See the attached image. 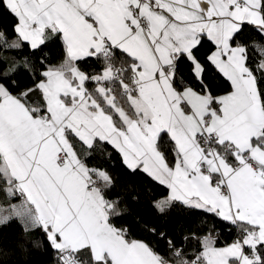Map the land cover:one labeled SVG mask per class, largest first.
Masks as SVG:
<instances>
[{"label":"snow or ice","instance_id":"obj_1","mask_svg":"<svg viewBox=\"0 0 264 264\" xmlns=\"http://www.w3.org/2000/svg\"><path fill=\"white\" fill-rule=\"evenodd\" d=\"M0 9L17 19L11 33L0 29V226L18 222L25 239L39 230L58 264H264V0ZM57 40L53 64L45 48ZM88 59L99 71L81 68ZM104 144L166 186L158 213L179 202L237 238L217 247L214 226L179 240L145 226L153 241L117 226L115 178L89 163ZM6 255L0 239V262Z\"/></svg>","mask_w":264,"mask_h":264},{"label":"trees","instance_id":"obj_2","mask_svg":"<svg viewBox=\"0 0 264 264\" xmlns=\"http://www.w3.org/2000/svg\"><path fill=\"white\" fill-rule=\"evenodd\" d=\"M16 22V17L0 9V29L11 33ZM206 50L207 46L202 49L204 52ZM45 51L49 53L51 63H59L63 56L62 42L57 40L55 43H49ZM80 66L91 73L99 71V64L95 59H88ZM211 81L219 92L226 87L227 82L215 72L211 75ZM93 86L89 85V87ZM89 163L91 166L109 171L114 176L115 187L110 195L123 201L121 208L125 211L113 222L117 226L129 228L137 239L155 241L156 238L145 231V226L155 227L158 232H166L177 240L191 232H196L197 235L203 234L207 230H212L213 226L218 230L216 244L226 243L238 236L234 227L179 202L174 203L165 215L158 213L154 202L167 194L166 186L153 181L142 171L131 173L124 167L119 153L111 145L104 144ZM0 202H3L2 194H0ZM0 239L8 253L0 264H58L57 253L48 245L44 234L39 230L31 232L25 239L20 224L14 221L7 226H0ZM32 241H38L39 247H34ZM18 242H23L24 246L19 247ZM160 243L162 245L163 241Z\"/></svg>","mask_w":264,"mask_h":264},{"label":"crops","instance_id":"obj_3","mask_svg":"<svg viewBox=\"0 0 264 264\" xmlns=\"http://www.w3.org/2000/svg\"><path fill=\"white\" fill-rule=\"evenodd\" d=\"M168 192L169 190L167 191V194L164 195V196H167L168 195ZM163 196V197H164ZM15 202H19V201H15ZM237 237H235L234 239H231L230 241L226 242V243H223V244H216L217 247H224V246H227L228 244H231L233 242V240H235Z\"/></svg>","mask_w":264,"mask_h":264},{"label":"built area","instance_id":"obj_4","mask_svg":"<svg viewBox=\"0 0 264 264\" xmlns=\"http://www.w3.org/2000/svg\"><path fill=\"white\" fill-rule=\"evenodd\" d=\"M210 230H207L206 232H204L203 234H200L201 236L202 235H206L209 233ZM212 235L215 237V239L217 238V235H218V230H214L212 231ZM56 258H57V255H56Z\"/></svg>","mask_w":264,"mask_h":264}]
</instances>
